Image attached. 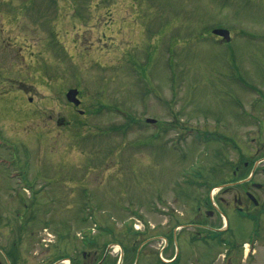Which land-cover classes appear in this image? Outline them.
I'll list each match as a JSON object with an SVG mask.
<instances>
[{"label": "rangeland", "instance_id": "1", "mask_svg": "<svg viewBox=\"0 0 264 264\" xmlns=\"http://www.w3.org/2000/svg\"><path fill=\"white\" fill-rule=\"evenodd\" d=\"M45 85L0 100V264H264V189L218 185L264 183V0H0V92Z\"/></svg>", "mask_w": 264, "mask_h": 264}, {"label": "flooded vegetation", "instance_id": "2", "mask_svg": "<svg viewBox=\"0 0 264 264\" xmlns=\"http://www.w3.org/2000/svg\"><path fill=\"white\" fill-rule=\"evenodd\" d=\"M25 31L26 32L33 33L34 35H35V33L37 31H38V33H40V35L42 33L45 34V30H44L43 26H39L38 27V26H36L34 24H31L30 27H28V29H25ZM34 31H36V32H34ZM29 38H31V37H29ZM43 38L40 39L41 40V44H40L39 48L36 49L38 55L40 56V59H38V65H37V67H34V66L33 67H30L29 66V67L23 69L24 70L23 72H22V70H19L18 73H15V75H17V76L19 74L21 76H23V75H30L34 71L35 73H38V75L41 77V79L43 78L42 81H44V79L47 78V77H50V78L53 77L54 78V76H49V74H47V72L44 70V68L46 67V62L43 61V57L46 60L48 53L46 55H45V53H46L47 50L50 51V52H51V50H49L48 45L46 43H44ZM26 39H28V38L26 37ZM26 39H24V41H27ZM29 40H31V39H28V41ZM32 40H34V39H32ZM37 41H39V39ZM22 42L23 41H19V42H16L15 41L14 44H21ZM11 47H12V45H11ZM51 53H53V52H51ZM31 70H32V72H31ZM56 76L62 77L63 76V73L61 72L59 75H56ZM31 89L33 90V92H35V93L37 92L38 93L39 90H44V89L47 90L48 92H50L54 88H52L51 86H46V85L42 89H37L36 87L35 88H30V89L27 88L24 91V93H19V94H15V95L14 94H9L7 96L5 94V90H3V92H0V100H4L5 99L7 101L6 108H7L8 112H13L14 114L16 113V110L17 111H21V110L25 109L26 106H28V107L31 106L32 109L34 110V106L35 105H33V103L31 104V102H32L31 98L30 97H26V96H28L30 94V90ZM69 89H74V90L76 89V90H78V94H79L80 93V82H77L75 84L73 82H70V83H65V85L58 84L57 90L59 92H61V93L66 94L67 90H69ZM39 93H41V92H39ZM25 100L26 101L28 100V103L24 102ZM20 103H22V104H20ZM81 104H82V100L80 101V104L77 105V106H74L71 102L67 101V106L68 107L70 106L68 108L70 111H72L73 113L78 112L80 115H83V113H84L83 110H80ZM56 120H58V122H61V120H63V119L60 117V118H56ZM15 121H17L15 123L21 122L18 119H15ZM9 122H13V121H9ZM224 136H226V137H222V138H225L227 140H230V139L227 138L228 137L227 135H224ZM4 142H6V140L3 139V137H1V135H0V146H4L3 145ZM240 149L241 148L238 147L237 150L240 151ZM262 162L263 161L261 159H258L257 161H254V163H252V165H251L250 164V161L245 160L242 163L243 164V169H246L250 165L251 166L250 173H252L251 176H249L250 175V173H249L244 178L234 179V180H231V181L224 182L223 184H219V186H220L219 189L221 190V193L224 194V195L225 194H229L230 195V204H228L229 207H231L235 212H237L241 216L246 217V212H248L250 210V208H251L250 205H249V202L251 203V205H254L255 207L258 204V202H256V204H254L251 201V199L249 198V195L248 194H250V195H253V194H251L248 191V188L251 187L252 189H259V190L260 189H264V183L263 182L260 183L259 180L252 179L253 176L255 175L256 169L258 168V166ZM225 163H227V162H225ZM243 169H241V167L239 168V166L237 165L236 166V169L232 173L233 177L235 176V174L237 172L242 173L243 172ZM260 170L264 173V169H260ZM254 198L257 201V199H256L255 196H254ZM207 214H208V216H212L213 215V211H207ZM219 216H220V214L217 213V217H219ZM227 225H228V223H227Z\"/></svg>", "mask_w": 264, "mask_h": 264}, {"label": "water", "instance_id": "3", "mask_svg": "<svg viewBox=\"0 0 264 264\" xmlns=\"http://www.w3.org/2000/svg\"><path fill=\"white\" fill-rule=\"evenodd\" d=\"M213 33V35L215 36H219L221 38V40L227 42L229 39H230V35H229V31L228 30H225V29H222V28H216V29H213L211 31ZM77 94H78V90H74V89H69L67 90L66 92V99L67 101H70L74 106H77L80 104V100L77 98ZM155 120L154 119H146V123H154ZM249 195V198L251 199V201L256 204V200L254 198L253 195ZM99 264V263H97Z\"/></svg>", "mask_w": 264, "mask_h": 264}, {"label": "trees", "instance_id": "4", "mask_svg": "<svg viewBox=\"0 0 264 264\" xmlns=\"http://www.w3.org/2000/svg\"><path fill=\"white\" fill-rule=\"evenodd\" d=\"M232 146V145H231ZM216 153H218V152H216ZM248 174H245L244 176H240V177H238V178H236V179H241V178H243V177H245V176H247ZM235 179V178H234ZM234 179H232V180H234ZM219 185V184H218ZM252 220L254 221V222H256V218H252ZM212 233H211V235L210 236H208V237H206V238H209V239H211L212 241H218L219 243H222V244H224L225 245V243H223V242H221V238H219V235L221 234V233H219V232H214V231H211ZM91 241V243H92V240H90ZM206 241V240H205ZM230 241V240H229ZM231 242V241H230ZM91 243H89V244H91ZM228 245L229 246H232L233 244H231V243H228ZM8 256L10 257V258H13L14 260L16 259L15 258V254H14V252L13 251H10V252H8ZM107 259V257L106 258H104V261H103V263L105 262V260ZM118 259H116V261H117ZM102 263V264H103Z\"/></svg>", "mask_w": 264, "mask_h": 264}]
</instances>
